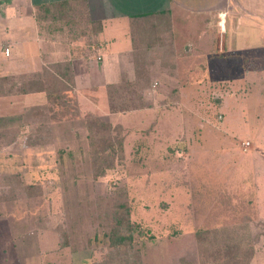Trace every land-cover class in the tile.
<instances>
[{"label": "rangeland", "instance_id": "1", "mask_svg": "<svg viewBox=\"0 0 264 264\" xmlns=\"http://www.w3.org/2000/svg\"><path fill=\"white\" fill-rule=\"evenodd\" d=\"M214 40L203 63L153 74L151 89L113 85L106 101L44 79V105L0 121V264H27L36 245L45 264H230L233 243L232 264H264V47L227 63ZM91 118L112 127L105 151ZM119 219L132 237L113 248Z\"/></svg>", "mask_w": 264, "mask_h": 264}, {"label": "crops", "instance_id": "2", "mask_svg": "<svg viewBox=\"0 0 264 264\" xmlns=\"http://www.w3.org/2000/svg\"><path fill=\"white\" fill-rule=\"evenodd\" d=\"M182 17L200 22L185 27L191 35L184 41ZM262 33L264 0H0V121L19 118L23 102L33 106L42 97L44 105V79L106 101L113 85L136 80L151 89L153 74L203 63L215 35L228 63L248 46L264 47ZM24 252L27 264H45L37 245ZM89 257L75 264H92Z\"/></svg>", "mask_w": 264, "mask_h": 264}, {"label": "trees", "instance_id": "3", "mask_svg": "<svg viewBox=\"0 0 264 264\" xmlns=\"http://www.w3.org/2000/svg\"><path fill=\"white\" fill-rule=\"evenodd\" d=\"M27 89L21 88V92L24 93V92L28 91ZM87 127H88L87 129H88L89 134H90L89 135L90 138L92 140H95L94 143L96 141H98L97 145H99V146H101L103 144L105 145V147H103V151H105L104 149H106L107 147H111L112 144H110V142L106 143V141H111V133L110 132H111L112 127H110L109 124L100 122L99 120H97L95 118H91L88 121ZM107 144H109V145L106 146ZM28 194L31 195V193H28ZM132 232L133 231H132V229L129 228V224H128L127 220H125V219H123V220L119 219V221L115 220V223L112 226L111 231L108 232V240H109L110 246H112L113 248H118V247H122V246L127 245L131 240ZM231 239L232 238H230L229 240H231ZM231 241H233V239ZM227 248L234 252L233 254H231L229 256L231 259L230 264H232L233 260L239 254L237 252H239L240 247H239L238 243L237 244L233 243V244H231V246L227 245ZM250 258H251V254H249V256L247 257V262L250 260Z\"/></svg>", "mask_w": 264, "mask_h": 264}, {"label": "built area", "instance_id": "4", "mask_svg": "<svg viewBox=\"0 0 264 264\" xmlns=\"http://www.w3.org/2000/svg\"><path fill=\"white\" fill-rule=\"evenodd\" d=\"M4 53H5V54H8V50H7V49H5V50H4ZM246 145H247V144H246Z\"/></svg>", "mask_w": 264, "mask_h": 264}]
</instances>
